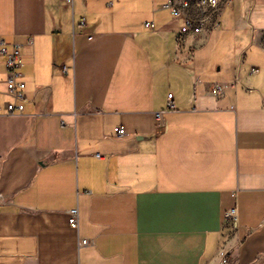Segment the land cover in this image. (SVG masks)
<instances>
[{"label": "crops", "instance_id": "1", "mask_svg": "<svg viewBox=\"0 0 264 264\" xmlns=\"http://www.w3.org/2000/svg\"><path fill=\"white\" fill-rule=\"evenodd\" d=\"M168 1L0 0L35 98L0 116V264H264V75L241 73L252 48L264 68V0L181 42Z\"/></svg>", "mask_w": 264, "mask_h": 264}, {"label": "built area", "instance_id": "2", "mask_svg": "<svg viewBox=\"0 0 264 264\" xmlns=\"http://www.w3.org/2000/svg\"><path fill=\"white\" fill-rule=\"evenodd\" d=\"M72 2V0H66ZM235 0H169L161 6L162 9L168 10L173 18L182 19L183 23L179 28L177 39L183 41L186 36H200L211 34L221 29V21L223 13L226 9L234 6ZM83 24H85L83 22ZM145 26L151 30H156L157 26L154 22L148 21ZM32 44L33 40L30 39ZM0 62L6 68V92L10 97V101L0 103L1 115H16L23 114L26 111L28 104L35 102V98L29 99L27 96V83L25 81V59L21 45L9 44L5 40L0 39ZM260 69L253 67L252 74H258ZM215 93L222 94L223 88L217 85L214 89ZM167 111L175 109L173 102V94L168 95ZM164 111L155 113V124L158 130L163 129ZM115 135L118 138L126 136V130L123 126L115 128ZM79 212L78 209L70 211V225L74 229L79 227ZM238 221V210L236 207L228 210L224 215L222 234L227 235V232L232 227H236ZM89 239L80 240V246H89ZM217 264H232V249L228 246H223L219 254V262Z\"/></svg>", "mask_w": 264, "mask_h": 264}, {"label": "rangeland", "instance_id": "3", "mask_svg": "<svg viewBox=\"0 0 264 264\" xmlns=\"http://www.w3.org/2000/svg\"><path fill=\"white\" fill-rule=\"evenodd\" d=\"M251 50L252 51L246 52L244 54V57H243L244 60L242 58L243 62L241 61V65H242L241 73L243 76H247L250 72L251 67L255 66V67H259L261 70V74L258 77H262V75H264V68L261 66V64H259V65L257 64V61L261 60L262 54L257 52L255 48L254 49L252 48ZM248 76H247V78H248Z\"/></svg>", "mask_w": 264, "mask_h": 264}]
</instances>
